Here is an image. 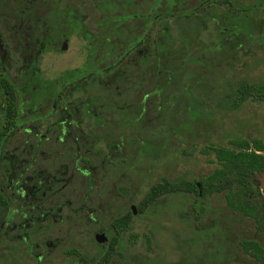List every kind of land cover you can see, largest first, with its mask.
Here are the masks:
<instances>
[{
  "label": "rangeland",
  "instance_id": "374dc122",
  "mask_svg": "<svg viewBox=\"0 0 264 264\" xmlns=\"http://www.w3.org/2000/svg\"><path fill=\"white\" fill-rule=\"evenodd\" d=\"M117 1L122 6L127 5L125 0ZM2 2L3 0L0 1ZM167 3L172 5L173 1ZM215 4L216 15L229 19L238 13L237 15H242L243 22L250 32H264V2L252 6L246 13L233 11L235 15H232L231 10L227 11L225 5ZM1 7L0 5V12ZM87 11L85 25L81 23L77 27L67 26L65 23L60 24V21L58 25L53 24L44 29L45 35L40 47L35 49V52L32 51L34 54L30 51L20 54L18 63L13 61V53L10 52L14 45L10 42L8 28L12 25L5 20L1 21L0 34H3L4 39L0 40V56L5 64L13 63L14 68L10 67L9 71L20 85L21 116L39 111L35 106L48 101L53 88L69 76L68 67L77 66L84 60H88L87 66L103 64L107 61V56L114 54L112 52L105 55L109 45L115 43L110 42L111 38L104 39V24L101 28L94 24L100 14L90 13L89 8ZM192 21L194 26H187L185 18L180 24L169 16L154 18L141 45L135 47L122 60V63L134 62L138 55L146 56L153 43H166L167 54L162 60L164 68L161 73L162 80L168 84L162 86L163 92L158 93L156 90L148 93L147 104L141 118L137 120L139 122L122 120L130 126L124 130L122 127L123 133H120L117 131L118 113L109 112L106 118L99 117L100 122L93 123L94 118L89 114L95 110L94 104L86 99L80 102L85 104L86 117L89 118L87 126L91 138L88 139H96L91 143V149H87V155L91 156L92 160L97 159L98 166L100 159L103 161L100 169L91 167L92 164L95 165L94 160L90 163L91 166L86 167L90 184L89 195L102 193L96 202L92 201L93 212L121 213L130 204L134 208L148 187L161 177L178 181L180 185L178 190L163 193L140 211L134 209L135 213L120 235L119 246L107 264H253L250 257L238 250L237 240L241 237H252L264 245V231L256 230L250 217L239 211H231L220 193L205 194L196 201L193 191L181 189V180L198 182L201 176L217 166L212 151L214 146H231L230 140L233 138L250 140L256 137L264 140V101L247 97L233 106L230 105L231 98L228 97H231L228 94L230 84L240 78L264 81V40H244L236 47L230 46L229 41H224L223 46H215L219 40L212 32L213 20L199 16ZM189 27L194 30L191 31ZM31 57L33 63L28 60ZM118 70V66H115L109 73L100 71L93 75L99 77L102 82L109 80L108 74L111 78L110 75ZM151 76L148 72V79ZM25 79L28 85L25 84ZM86 79L89 78L85 77L84 80ZM69 90L70 85L61 88L63 94H68ZM57 101L54 107L56 118L60 115L66 117L62 100ZM1 108L0 96V110ZM190 108L195 113L193 116L188 111ZM41 121L23 123L6 143L5 153L11 154L21 149L24 146L23 139L26 138L27 146L24 147L30 149L31 142L35 139L32 133L42 132L46 127ZM26 126L30 127V135L22 128ZM60 132L68 133L65 126H62ZM44 144L45 147H42L46 149L47 143ZM25 151L20 153L18 168L26 163ZM46 157V150L38 153L37 159L34 160L36 167H45ZM3 172L2 167L1 181L6 180L3 178ZM68 172L69 170L65 172L66 176ZM78 177V172L76 175L72 172L71 178L68 179L72 187L66 192L71 204H74L79 196L78 192L73 195L71 191L72 182H78ZM42 179L41 176L38 180ZM256 179L264 201V173H256ZM6 182L8 183V179ZM8 188L12 190L8 196L14 204L10 219L6 221V229L15 222L20 223L21 227L27 224L31 226V222L35 228H41L36 231L27 230V233L21 235L4 232L7 236H1L0 239V264H69L74 255L63 251L68 245L60 246L54 242L57 246H50V253L38 258L36 256L43 250L42 247H34L33 252H29L25 240L28 237V240L40 244L39 239H44L46 235L50 239L64 237V227L53 221V213L57 207L45 212L42 220L32 221L27 219V214L21 208L22 204L19 205V199L33 198L34 188L30 187L24 177L20 184L13 185V189L8 183ZM17 218H20L19 221H16ZM91 228L92 225L85 230L81 229L82 232H78L80 230L77 227L71 228L70 243H67L69 247L84 249L89 255L94 250Z\"/></svg>",
  "mask_w": 264,
  "mask_h": 264
},
{
  "label": "trees",
  "instance_id": "16d2710c",
  "mask_svg": "<svg viewBox=\"0 0 264 264\" xmlns=\"http://www.w3.org/2000/svg\"><path fill=\"white\" fill-rule=\"evenodd\" d=\"M87 1L90 3V8L101 9L107 18H111L112 15L107 12L112 8L110 2L101 4L100 8L98 0ZM125 1L127 2V0ZM263 2L264 0L254 2H248L247 0H240L238 2L237 0H232L231 12H240L239 9L241 7V11L246 13L252 6ZM0 5L2 6L0 23L5 20L10 25V23L14 22V18L9 10L12 13L15 12V5H18L17 0H3ZM116 7L123 10L119 11L116 16L118 22L121 23L127 16V5L122 6L117 1ZM235 14V16L227 19L226 16L216 15L215 11H200V17H210L213 20L214 26L212 32L219 40L218 43L214 44L215 46L218 44L223 46L224 41H229L230 46L236 47L240 46L244 40L251 41L252 39L259 38L264 40V32L260 33L256 31V34H253V32L247 29L242 15ZM43 15H47V13ZM170 15H172L175 21H178V17L181 14L179 12H172ZM2 28L5 30L4 27ZM190 30L192 31L194 29L190 28ZM8 32L11 36L10 42L12 41L14 45L10 49V52L13 53V61L15 63L20 62L19 55L23 52H32L39 48L40 43L35 41V38L39 39L45 35L44 29L39 27L20 29L12 26L8 28ZM118 33L119 39L121 40L120 43L112 46L109 45L105 51V55L114 52L113 56H107L108 59L103 64L87 66L86 62L88 60H84L77 66L68 67L67 71L69 76L57 84L55 91L52 93L51 100H66L67 94H63L61 88L66 85L75 87L73 89H76V92H71V96L74 99H86L94 104L95 110L89 114L94 118L93 123L100 122L98 121L99 117L106 118L109 112H116L118 113L117 122H119L117 131L123 133L122 127L124 130L129 128L130 125L122 122V120L131 121V118H133L134 123L139 122L137 120L141 118L144 107L147 104L148 93L156 90L158 93L163 92V89H161L162 86L168 84L167 81L164 82L162 80L163 75L161 73L164 68L162 60L167 53L165 42L153 43L148 49L146 56L138 55L134 62L126 61L122 63V60L135 47L141 45L143 34L130 37L129 30L125 27L119 28ZM3 39V34H0V40L2 41ZM9 46L11 47L12 45ZM28 60H31V63H33L32 57ZM12 64H5L0 56V96L2 98V108L0 110V153L3 146L8 142L9 135L23 123L19 119L20 115L17 104L22 94L20 85L16 83L17 79L10 74L9 68H14ZM115 66H118L119 69L117 74L112 73L110 75L111 78H109L108 74L107 78L109 80L107 81L101 82L99 77L93 75L100 71H104L105 74L109 73V70ZM148 72L152 75L150 79L147 77ZM84 76L89 79L84 80ZM25 80V84L28 85L27 79ZM77 80L80 83H77ZM116 85L118 89L115 88ZM228 94L231 95V97L227 96L231 98L230 105L233 106L247 97L264 101V81L240 78L234 84H230ZM188 111H190V115L192 116L195 114L191 108ZM86 127V132L89 134V128L87 125ZM94 141L96 139H87L85 142L86 148L91 149V143ZM230 143L231 146L228 147L214 146L212 148L213 157L217 166L213 167L208 174L199 178L197 182L200 189L199 194L196 182L192 180H181V189L184 191H193L196 201H199L205 194L220 193L225 205L231 211H239L250 217L254 222V228L258 231H264V201L261 198L256 179V173H264V140L256 137L250 138V140L233 138L230 140ZM179 188L178 181H171L166 177H161L148 187L144 192V196L137 202L138 210H141L163 193L172 192ZM237 247L242 254L247 255L253 260V264H264V245L258 239L241 237L237 240Z\"/></svg>",
  "mask_w": 264,
  "mask_h": 264
},
{
  "label": "flooded vegetation",
  "instance_id": "af4514ba",
  "mask_svg": "<svg viewBox=\"0 0 264 264\" xmlns=\"http://www.w3.org/2000/svg\"><path fill=\"white\" fill-rule=\"evenodd\" d=\"M98 1L100 3V8L101 4L105 2H110L112 4L111 10L107 11L112 15L111 18H107L101 9L90 8V3L87 0H17L18 5H15V12L12 13V11H10V14H13L12 17L14 18V22L10 24L17 28L24 29L35 27L47 29L48 26H53V24L58 25L61 21L60 24L65 23L67 26L73 25L77 27L80 26L81 23L85 25L88 12L87 9L89 8L90 13L92 12L95 14L96 12L100 14V17H96L94 21L95 26L101 28L100 26L104 24L106 30L110 29L105 32L104 39L107 40L111 38L110 42L117 45L121 41L118 33L119 28L125 27L128 29L130 37L143 34L144 38L145 35H147L151 20L161 16H169L174 20L172 15H170L172 12H179L181 14L178 17V21L174 20L177 24H180L181 20L185 18L187 26L188 24L194 26V24H192L194 21L192 20L200 16L201 10L205 12H214V5L217 3L219 5H225V9L230 11L232 0H172V5L167 3L170 0H165V2L161 3L158 2L159 0H143V3L127 0V16L121 23L118 22L116 17L119 12L116 7L117 4L115 3L117 0ZM237 1L239 2L240 0ZM239 10L241 11L242 8L240 7ZM44 13H47V15H43ZM43 39V37L39 39L35 38V41L41 43ZM34 52L30 53L33 54ZM110 55L113 56L112 54ZM114 74H117V72ZM55 88L56 86L48 96V101L43 102L42 105L35 106L37 110L39 109L37 113L21 116V104L17 102L20 115L19 119H21L23 123L42 120L41 124H46V127L42 132L32 133L35 139L34 142H31L32 147L30 149L25 148L27 146L25 144H27L28 140L26 138L23 139L25 147L22 146L21 149H17V151H13L11 154L5 153L6 144L1 150L0 169L3 167V178L6 180H0V239L1 236H7L3 234L4 232L6 234L10 232V235H21V233H27V230L32 231L35 229L36 231L41 228H35L34 224L31 222L30 224L32 227L28 226V224L21 227L20 223L15 222L6 229V221L10 219V211L14 204L8 196L9 192L12 193V190L8 188V183L13 189V185L20 184L21 179L24 177L27 179L30 187L34 188L33 198L30 200H24L26 198H23V200L19 199V205L22 204L21 208L24 210V213L27 214V219L32 221H36V219L42 220L43 215L46 214L45 212L57 207V210L53 213V221L64 227L62 228V232L64 233L63 238L53 237L52 239L55 240H52L46 235L44 239H39L40 244L37 241L28 240L26 236L27 238H25V240L27 241L29 252H33L32 249L34 247H42L43 250L39 251L40 253H38L36 257H44V255L50 253L48 252L50 251V246H57L54 244L55 242L60 246L68 245L63 248V251H69V254L74 255L69 264H107L119 246L120 235L135 213L134 209L135 211L140 210H138L137 205L133 208L130 204L129 207L121 213L115 212L113 214H108L105 212L95 213L92 211V205H94L92 201L96 202L97 199L102 196V193L94 196L89 195L90 184L86 167L91 166L90 163L92 164L94 160L95 165L92 164L91 167L95 168V170L97 167L100 169L103 161L100 159V164L98 166V163H96L97 159L92 160L91 156L87 155L85 142L89 137L91 138L86 132V125L89 122V118L86 117L87 110L85 104L80 103L82 100L74 99V97L71 96V92H76V89H73L75 87H70L67 99L61 102V104L64 105L63 109L64 112L66 111V117L60 115V119L56 118V110H54L58 101L51 100ZM115 88L118 89V86L116 85ZM79 89H81V87H79ZM31 112L32 110L29 113ZM131 121H133V118H131ZM59 125H61V127H59ZM62 126L66 127L67 134L60 132ZM20 127L21 126L16 128V130ZM22 128L24 131H28V135H30V127L26 126ZM15 131L9 135V140ZM44 142L47 143L46 149L43 148L45 147V144L43 145ZM45 150L47 152V157L44 161L46 163L45 167H36L34 160L37 159L38 153L44 152ZM24 151V156H27L26 163L21 168H18V164L20 163L19 157L21 156L20 153ZM41 156L43 155L41 154ZM68 170L69 174L66 176L65 172ZM72 172H74L75 175L77 172L79 173L78 182H72L73 190L71 191L73 195H75L76 192L79 193L74 204L70 203L68 193L66 192L69 187H72L70 186L71 182H68ZM41 176L43 179L39 181L38 179ZM7 179L8 183L6 182ZM76 182L78 184L77 187H75ZM64 188H66V190H64ZM143 196L144 194L142 197ZM19 219L20 218H17L16 221H19ZM90 225H92L91 240L94 250L87 255L84 249L79 248L78 250L75 248L76 246L69 247L67 243H70L71 228L77 227V229L80 230L78 232H82L81 229L85 230ZM29 228H31V230H29ZM72 249H74V251ZM3 255L6 256V253ZM145 264H150V262Z\"/></svg>",
  "mask_w": 264,
  "mask_h": 264
},
{
  "label": "water",
  "instance_id": "95a60500",
  "mask_svg": "<svg viewBox=\"0 0 264 264\" xmlns=\"http://www.w3.org/2000/svg\"><path fill=\"white\" fill-rule=\"evenodd\" d=\"M196 186H197V189H198V194H199V192H200V189H199V185H198V183L196 182Z\"/></svg>",
  "mask_w": 264,
  "mask_h": 264
}]
</instances>
